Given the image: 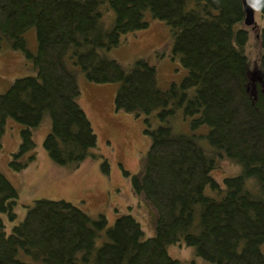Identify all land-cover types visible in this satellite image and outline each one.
I'll list each match as a JSON object with an SVG mask.
<instances>
[{
	"label": "trees",
	"instance_id": "obj_1",
	"mask_svg": "<svg viewBox=\"0 0 264 264\" xmlns=\"http://www.w3.org/2000/svg\"><path fill=\"white\" fill-rule=\"evenodd\" d=\"M100 3L0 0V51L7 40L33 65V74L0 93V148L8 119L23 125L9 167L26 168L36 160L33 129L48 112L51 129L43 147L50 159L79 165L91 156L109 174V160L94 152L98 137L79 104L76 75L118 84L116 110L143 116L151 137L142 170L123 173L134 194L156 209V234L142 239L131 214H117L108 226L105 215L92 218L67 201L44 199L8 234L2 214L16 219L19 192L0 171V264H196L172 258L171 244L193 247L209 264H264V92L259 82L256 101L247 91L246 55L254 39L264 82V27L245 25L240 0H111L114 24L102 32ZM251 3L264 15V0ZM152 18L169 27L172 53L187 70L167 89L146 60L127 71L99 52L118 46L122 35L147 29ZM33 28L35 51L25 37ZM179 117L188 131L176 129ZM153 118L160 123L155 128ZM218 159L236 162L242 173L220 184L211 175ZM249 178L260 183L261 194L248 187Z\"/></svg>",
	"mask_w": 264,
	"mask_h": 264
},
{
	"label": "rangeland",
	"instance_id": "obj_2",
	"mask_svg": "<svg viewBox=\"0 0 264 264\" xmlns=\"http://www.w3.org/2000/svg\"><path fill=\"white\" fill-rule=\"evenodd\" d=\"M99 1L101 3L98 9L102 17L98 25L102 32H106L113 27L115 12L110 7L111 0ZM255 21L260 28L264 27V15L258 10L255 11ZM251 36L252 32L250 40ZM25 37L29 48L35 51V29L29 30ZM172 49L173 38L169 27L163 21L152 18L147 29L122 35L118 46L99 49V52L107 58L117 60L127 71L132 69L135 61L146 60L156 68L159 86L167 89L171 83H180L187 74L179 57L173 55ZM246 55L249 62L251 61L249 89L252 93L253 85L258 84L262 72L261 66L258 65L259 49L254 39L247 46ZM32 66L31 61L25 59L21 52L12 49L10 42L5 40L0 51V93H4L15 79L33 74ZM76 78L81 90L79 104L86 112L98 137V146L94 152L109 160L110 173H104L100 160L91 156L79 165H58L53 162L43 147L44 139L51 129L48 112L40 125L33 129V153L36 160L21 171L13 170L9 167V161L11 154L19 148L24 126L8 119L11 123L7 121L4 127L0 148V171L18 189L19 198L15 206L17 217L13 222L2 214L5 231L9 234L13 226L23 222L29 207L35 201L44 199L67 201L87 212L92 218L105 215L108 226L113 225L117 214H131L141 224L144 232L142 239L153 237L156 234L157 211L148 201L134 194L130 178L123 173L124 169L131 174H137L143 168L151 144V137L144 133V117L116 110L114 98L118 84H95L88 81L81 72H78ZM152 124L155 128L160 123L158 119L153 118ZM186 124L188 125V122H182L180 117L174 122L176 129L182 132L189 130V125ZM221 160L218 159L216 168L211 173L220 184H223L225 177L242 173V167L236 162ZM247 183L254 194H261V186L256 179H246ZM103 241L104 238H99L98 245ZM261 248L264 252V244ZM167 249L174 259L209 264L197 257L193 247L171 244Z\"/></svg>",
	"mask_w": 264,
	"mask_h": 264
},
{
	"label": "water",
	"instance_id": "obj_3",
	"mask_svg": "<svg viewBox=\"0 0 264 264\" xmlns=\"http://www.w3.org/2000/svg\"><path fill=\"white\" fill-rule=\"evenodd\" d=\"M241 3L243 4V8H244V12H245V25L248 26V27H252V26H255L256 25V21H255V8L254 6L252 5L251 3V0H240ZM258 82L261 84L262 86V92H264V82L262 79H258ZM250 82L248 83V86H247V91L250 93ZM257 94H258V90H257V85L254 84L253 85V92L250 93V96L252 98H254V101L257 100Z\"/></svg>",
	"mask_w": 264,
	"mask_h": 264
},
{
	"label": "crops",
	"instance_id": "obj_4",
	"mask_svg": "<svg viewBox=\"0 0 264 264\" xmlns=\"http://www.w3.org/2000/svg\"><path fill=\"white\" fill-rule=\"evenodd\" d=\"M9 123H11V122H9ZM111 220H112V218H111Z\"/></svg>",
	"mask_w": 264,
	"mask_h": 264
},
{
	"label": "flooded vegetation",
	"instance_id": "obj_5",
	"mask_svg": "<svg viewBox=\"0 0 264 264\" xmlns=\"http://www.w3.org/2000/svg\"><path fill=\"white\" fill-rule=\"evenodd\" d=\"M254 74V73H253Z\"/></svg>",
	"mask_w": 264,
	"mask_h": 264
}]
</instances>
